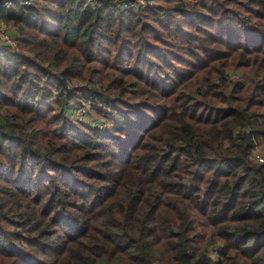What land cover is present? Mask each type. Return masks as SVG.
<instances>
[{
  "label": "trees",
  "instance_id": "16d2710c",
  "mask_svg": "<svg viewBox=\"0 0 264 264\" xmlns=\"http://www.w3.org/2000/svg\"><path fill=\"white\" fill-rule=\"evenodd\" d=\"M3 1L0 264H264V0Z\"/></svg>",
  "mask_w": 264,
  "mask_h": 264
},
{
  "label": "rangeland",
  "instance_id": "374dc122",
  "mask_svg": "<svg viewBox=\"0 0 264 264\" xmlns=\"http://www.w3.org/2000/svg\"><path fill=\"white\" fill-rule=\"evenodd\" d=\"M8 29H10L9 27H7V26H5L4 24H1L0 23V32L1 33H3V34H5V35H7L8 37H9V34H8V32H9V30ZM11 38V37H10ZM14 41V40H13ZM15 42V41H14ZM50 99L51 98H49V99H47L46 101H48V103H50V104H54V102H53V100H51L50 101ZM71 101V103L73 102L72 100H70ZM70 109V115L74 118L75 117V119H78L79 121L80 120H83V121H91L90 120V117H89V114H90V112H91V110H92V108H90V102H89V100H85V99H83V101L82 102H76L75 101V103H73L72 105L70 104L69 105V108H68V110ZM97 116L99 115V113H95ZM77 116V117H76ZM99 118L101 117V116H98ZM87 118H89L88 120H86ZM93 120V119H92ZM94 121V120H93ZM93 121H91L90 123L92 124V122ZM108 121V120H107ZM89 123V122H88ZM108 123V122H107ZM103 125H106L105 123H103ZM108 125V124H107ZM260 146V145H259ZM257 149L259 150H255V153H261L262 155H263V153H264V149L262 148V146L261 147H257ZM262 151V152H261Z\"/></svg>",
  "mask_w": 264,
  "mask_h": 264
},
{
  "label": "built area",
  "instance_id": "2783aa9c",
  "mask_svg": "<svg viewBox=\"0 0 264 264\" xmlns=\"http://www.w3.org/2000/svg\"><path fill=\"white\" fill-rule=\"evenodd\" d=\"M0 1H1V0H0ZM31 1H32V0H26L25 2H26V3H30ZM6 2H7V0H4V1H3V3H6ZM145 4H146V0H138V2H133V3H131V6H132V7H138V6H143V5H145ZM124 5H126V3H124ZM0 38H4V39H6L7 41H9V43H10L12 46L16 47V44H15V42L13 41V39L10 38V37H8L7 35L1 33V32H0ZM76 117H77V116H76ZM255 156H256V158H257L258 160H260V161L263 160V155H262L261 153H256Z\"/></svg>",
  "mask_w": 264,
  "mask_h": 264
}]
</instances>
